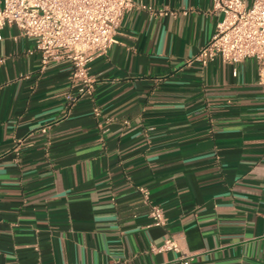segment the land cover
Instances as JSON below:
<instances>
[{
    "label": "crops",
    "instance_id": "0c3cea01",
    "mask_svg": "<svg viewBox=\"0 0 264 264\" xmlns=\"http://www.w3.org/2000/svg\"><path fill=\"white\" fill-rule=\"evenodd\" d=\"M135 1L73 103L70 62L42 66L32 38L1 29L0 264H176L155 249L167 238L192 264H264L258 64L188 62L212 0Z\"/></svg>",
    "mask_w": 264,
    "mask_h": 264
},
{
    "label": "built area",
    "instance_id": "2783aa9c",
    "mask_svg": "<svg viewBox=\"0 0 264 264\" xmlns=\"http://www.w3.org/2000/svg\"><path fill=\"white\" fill-rule=\"evenodd\" d=\"M137 5L142 6L135 0H0V31L6 25H15L21 35L32 38L42 66L69 61L71 81L77 85L76 93L67 95L73 103L81 96L92 95L94 79L88 72V63L108 53L124 12ZM212 9L219 14L214 33L188 62L206 64L218 58L236 66L253 58L264 90V0H212ZM139 190L148 201L147 190ZM149 216L152 225L165 224L158 204L149 202ZM155 249L179 252L176 264H192V256L182 252L171 238Z\"/></svg>",
    "mask_w": 264,
    "mask_h": 264
}]
</instances>
